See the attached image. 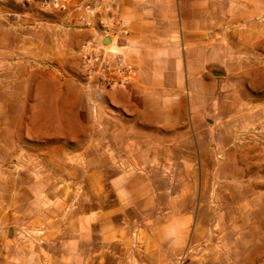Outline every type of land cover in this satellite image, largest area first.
Wrapping results in <instances>:
<instances>
[{"label":"crops","instance_id":"0c3cea01","mask_svg":"<svg viewBox=\"0 0 264 264\" xmlns=\"http://www.w3.org/2000/svg\"><path fill=\"white\" fill-rule=\"evenodd\" d=\"M44 2L0 0V42L16 38L24 26L45 23L47 74L61 88L69 83L71 57L80 55V68L88 51L98 46L120 45L127 71L109 76L97 97L100 114L94 134L99 141L83 146L103 153L85 161L95 168L87 182L96 201L88 204L81 195L77 197L81 202L69 204L67 199L74 196L66 191L65 182L62 193L51 195L56 200L50 196L47 205V183L41 182L42 189L35 191L37 181L30 176L23 182L19 174L0 172V264H172L183 243L179 233L190 226L172 217L162 223L133 219L130 210L144 206L138 184L150 168L172 166L169 152L185 150L181 136L197 135L191 88L207 66L204 58L196 65L190 56L205 55L213 38H242L249 32L252 53L264 54V0H47V6ZM31 49L28 53L36 63L41 57ZM15 53L13 45L0 43L1 66L3 56H11V61ZM93 85L89 80V89L94 90ZM4 111L0 107V113ZM0 167H5L3 161ZM110 193L111 204L99 202ZM147 199L155 207V196ZM135 226L141 241L133 251ZM12 228L17 233L11 239L5 231ZM28 231L40 237L26 238L23 232Z\"/></svg>","mask_w":264,"mask_h":264},{"label":"rangeland","instance_id":"374dc122","mask_svg":"<svg viewBox=\"0 0 264 264\" xmlns=\"http://www.w3.org/2000/svg\"><path fill=\"white\" fill-rule=\"evenodd\" d=\"M2 42L13 45L16 53L11 61V56H3L9 64L0 63V107L5 109L0 113V162L5 163L0 172L19 174L23 182L30 176L37 181L35 191L42 189L41 182L47 183V205L51 195L62 193L65 182L74 196L67 199L69 204L81 202V195L87 197L83 202L96 201L87 182L95 168L85 161L102 152L83 146L99 141L94 134L99 116L91 110L97 95L89 89L85 65L77 67L80 55L68 61L69 83L61 88L47 74L45 23L24 26L16 38ZM30 47L41 57L36 63ZM190 58L196 65L204 58L207 67L224 69L227 76L214 77L206 68L202 77L193 79L197 135L181 136L185 150L169 152L172 166L148 170L138 184L144 206L131 209L130 215L142 223L172 217L189 224V231L179 233L183 243L172 264H264V54L252 53L249 32L242 38H213L205 55ZM185 92L189 95L187 88ZM148 195L155 196V207ZM111 198L110 193L99 202L111 204ZM136 228L131 231L132 245L135 239L141 241ZM23 233L26 238L40 237Z\"/></svg>","mask_w":264,"mask_h":264},{"label":"built area","instance_id":"2783aa9c","mask_svg":"<svg viewBox=\"0 0 264 264\" xmlns=\"http://www.w3.org/2000/svg\"><path fill=\"white\" fill-rule=\"evenodd\" d=\"M57 1V0H56ZM44 5L47 6V0ZM123 34L124 31H121ZM120 45L106 47L98 46L88 51L84 56V65L87 68L88 78L94 81L93 92L97 97L103 94V89L109 84L107 82L109 76L114 74H122L127 71L126 57ZM99 101L95 100L92 103V113L94 116H99ZM133 249L140 248V242L135 239L132 245Z\"/></svg>","mask_w":264,"mask_h":264},{"label":"water","instance_id":"95a60500","mask_svg":"<svg viewBox=\"0 0 264 264\" xmlns=\"http://www.w3.org/2000/svg\"><path fill=\"white\" fill-rule=\"evenodd\" d=\"M107 42L108 43H106V45L108 46L111 43V40L107 39ZM207 70L214 77L225 78L227 76L226 71L218 67L208 66ZM14 232H15V229L12 228L9 232V236H13Z\"/></svg>","mask_w":264,"mask_h":264}]
</instances>
